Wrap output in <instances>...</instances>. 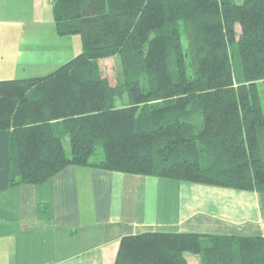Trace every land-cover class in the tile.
<instances>
[{
  "label": "trees",
  "instance_id": "obj_1",
  "mask_svg": "<svg viewBox=\"0 0 264 264\" xmlns=\"http://www.w3.org/2000/svg\"><path fill=\"white\" fill-rule=\"evenodd\" d=\"M51 1L57 34L79 35L82 52L0 81L13 188L80 166L264 194V0ZM115 56L114 85L99 62ZM187 254L264 264V238L140 232L114 264Z\"/></svg>",
  "mask_w": 264,
  "mask_h": 264
},
{
  "label": "crops",
  "instance_id": "obj_2",
  "mask_svg": "<svg viewBox=\"0 0 264 264\" xmlns=\"http://www.w3.org/2000/svg\"><path fill=\"white\" fill-rule=\"evenodd\" d=\"M69 37L56 32L51 0H0V81L64 65ZM11 174L0 132V264H114L122 238L140 232L264 238L254 191L80 166L13 188Z\"/></svg>",
  "mask_w": 264,
  "mask_h": 264
},
{
  "label": "rangeland",
  "instance_id": "obj_3",
  "mask_svg": "<svg viewBox=\"0 0 264 264\" xmlns=\"http://www.w3.org/2000/svg\"><path fill=\"white\" fill-rule=\"evenodd\" d=\"M69 38H70L69 40H71V41H68L67 45L69 46V48L71 50V54L73 55L70 58V60H71L82 52V41H81V38L79 35H72ZM70 60H68V61H70ZM99 63H100V68H101L103 75L105 77H107L108 79H110L112 84L115 85L118 82V79L120 78L121 72H122V65H121L120 57L115 56V57H112L110 59L101 60ZM59 67L52 70V72L57 70ZM52 72H42L43 74H41V75H48ZM66 148H67L68 152H70L68 141H66ZM99 154H102L101 149L98 151V156L96 155L93 157V160L99 159L101 157V155H99ZM195 257L196 256H194L193 254H187V258L190 260V264H199L198 258H195Z\"/></svg>",
  "mask_w": 264,
  "mask_h": 264
}]
</instances>
